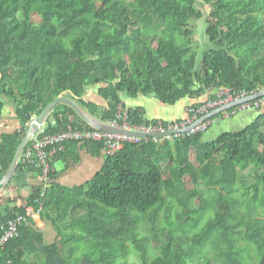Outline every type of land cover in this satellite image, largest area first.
Listing matches in <instances>:
<instances>
[{
	"label": "trees",
	"instance_id": "16d2710c",
	"mask_svg": "<svg viewBox=\"0 0 264 264\" xmlns=\"http://www.w3.org/2000/svg\"><path fill=\"white\" fill-rule=\"evenodd\" d=\"M263 17L264 0H0L1 90L17 105L21 125L0 137V181L27 124L60 95L109 122L124 107L122 93L154 95L175 106L222 88L250 95L264 90ZM194 20L206 23L209 49L200 48ZM93 85L105 107L85 100ZM4 108L0 98V125ZM127 111L132 126L162 121H147L141 108ZM66 129L93 127L62 104L50 115L47 134ZM206 133L127 144L107 155L101 173L85 187L53 183L43 196L41 185L20 204L2 197L0 237L4 224L40 200L42 218L58 238L46 244L35 220L26 218L19 237L0 249V264H121L132 247L139 264H264V113L246 129L212 142L204 141ZM78 144L69 142L65 149ZM84 145L105 153L102 143ZM49 153L57 160L66 151ZM171 169L175 186L167 192ZM247 169L254 184L242 176ZM29 172L38 173L20 162L17 175ZM195 200L200 208L194 209ZM174 202L181 207L176 214ZM195 230V236H185ZM151 236L161 243L155 257Z\"/></svg>",
	"mask_w": 264,
	"mask_h": 264
},
{
	"label": "built area",
	"instance_id": "2783aa9c",
	"mask_svg": "<svg viewBox=\"0 0 264 264\" xmlns=\"http://www.w3.org/2000/svg\"><path fill=\"white\" fill-rule=\"evenodd\" d=\"M250 96L252 95L248 94L247 92H237L230 88H222L217 91L216 97L214 99L203 103L199 107H190L189 117L186 120L169 122L168 125L165 122L161 121L158 124L148 126H132L128 123L129 113L124 107L120 108V111L114 120L106 122L110 126L116 128L136 132H145L150 134L178 132L176 135H171L165 138L133 137L123 134L109 133L95 128L88 130L66 129L58 133L47 134V120L33 135L28 147L21 155L20 162L26 165H30L38 171V177L42 182V195L44 196V193L46 192L52 181L53 170L51 167V154L49 153L51 149H55L58 152L63 153L65 151L66 144L69 142H77L81 144L102 143L105 147L106 154L112 155L122 151L127 144H140L144 141L149 140H155L157 143H161L165 140H175L176 138L181 137H192L199 133L208 132L211 127L217 123L218 120L214 121L213 117L201 122L199 125H196L198 122L205 119L207 116L217 111L218 109H222L231 104L246 100ZM263 104L264 101L255 100L252 102H246L239 106V111L250 110L253 108L260 109ZM239 111L227 113L226 116L233 117ZM36 117H33L32 121L27 124L29 128L31 127ZM52 124L55 126L57 125V122L52 121ZM35 204L37 205V207L36 205L27 207L25 216H19L18 218L10 220L3 225V234L0 237V249H3L9 241L19 237L20 227L26 218L35 219L41 217L43 202L37 200Z\"/></svg>",
	"mask_w": 264,
	"mask_h": 264
},
{
	"label": "crops",
	"instance_id": "0c3cea01",
	"mask_svg": "<svg viewBox=\"0 0 264 264\" xmlns=\"http://www.w3.org/2000/svg\"><path fill=\"white\" fill-rule=\"evenodd\" d=\"M99 86H89L87 88L85 100L90 103L97 104L105 107L106 102L98 94ZM217 94V91L209 92L198 99H186L175 106L165 105L156 99L154 95L145 96L139 95L137 97H131L127 93L121 94L122 103L126 110H134L141 108L144 111V116L147 121L162 120V121H180L187 119L189 114L188 110L190 107L197 104H203L209 101ZM1 100L5 102V108L3 113V119L0 125V137L4 134H12L16 131L21 130L20 122L17 118V105L8 98L0 96ZM262 113H264V105L261 111L257 109H250L239 111L235 116L221 118L216 124L210 129L216 128L217 139L230 132L229 130L242 131L250 126ZM209 130V131H210ZM208 131V132H209ZM233 131V132H238ZM207 132V133H208ZM205 134V137L207 135ZM204 141L207 142L205 140ZM63 157L57 158V160L51 158L52 170L55 175L53 183L60 185L67 189H76L79 187H85L91 182L101 171L105 165L107 154H94L93 150L84 144H78L75 147H68ZM64 151V152H65ZM62 162L63 168L58 170L56 165ZM12 183V190H1L0 189V202L2 197L6 198H18L27 199L35 188L40 187L42 182L35 172H29L25 174H15ZM50 186V185H49ZM6 207H0V218L4 216ZM41 232L45 236L46 244H53L58 238L57 235L47 231L46 227L49 224L48 221L43 220L42 215L39 218L34 219ZM53 237L55 241L48 242V238Z\"/></svg>",
	"mask_w": 264,
	"mask_h": 264
},
{
	"label": "water",
	"instance_id": "95a60500",
	"mask_svg": "<svg viewBox=\"0 0 264 264\" xmlns=\"http://www.w3.org/2000/svg\"><path fill=\"white\" fill-rule=\"evenodd\" d=\"M262 98H264V90L250 96L246 100H242L240 102L231 104L229 106H226L225 108H222L220 110L213 112L212 114L207 116L205 119L198 122L196 125H199L201 122L205 120L216 117L223 112L230 111L231 109L238 107L246 102H252L255 100L262 99ZM62 104L71 107L78 114V116L82 118L86 123H88L93 128L101 130V131L115 133V134H123V135H128V136H133V137H144V138H149V137L165 138L171 135H176L178 133V132H168L165 134H150V133H145V132H136V131H129L125 129L116 128V127L110 126L106 122L88 113L84 108H82L78 104V102L75 99L64 96V95H60L56 100L50 103L40 115L36 117L31 127L28 129L22 143L17 149L15 158L11 166L9 167L8 171L6 172L2 180L0 181V189L2 191L6 189V186L13 180L15 174L17 173L21 155L24 152V150L28 147L33 135L37 132L40 126L43 125L49 119L50 115L53 113L55 108L58 105H62ZM190 129H193V128H190Z\"/></svg>",
	"mask_w": 264,
	"mask_h": 264
},
{
	"label": "rangeland",
	"instance_id": "374dc122",
	"mask_svg": "<svg viewBox=\"0 0 264 264\" xmlns=\"http://www.w3.org/2000/svg\"><path fill=\"white\" fill-rule=\"evenodd\" d=\"M41 20H42V18L40 17V16H35L34 17V21L35 22H41ZM262 21L264 22V17L262 18ZM192 27L195 29V31H196V34H197V40L198 41H200V48H202V49H209L212 45L210 44V42L208 41V37L206 36V34H205V31H206V29H207V25H206V23H204V22H202V21H196V20H194V21H192ZM0 96H2V97H4L5 98V95L2 93V90H1V83H0ZM264 105V104H263ZM190 109V108H189ZM218 110H220V109H218ZM227 112V111H226ZM188 114H189V110H188ZM184 120H186V119H184ZM180 121H183V120H180ZM178 122V121H177ZM216 128L217 127H214V129H212V130H210L208 133H207V135H206V137H205V140L207 141V142H212V141H214V140H216L217 139V137L218 136H216L217 135V132L215 131L216 130ZM238 130H241V129H238ZM238 130H233V131H238ZM230 132H233L232 130H229ZM193 160H196V156H194L193 157ZM250 166V165H249ZM252 166V165H251ZM251 166L249 167V168H251ZM56 168H58V170H61L62 168H63V163L62 162H59L57 165H56ZM173 170L174 169H171V172H170V174H167V176H166V181H167V183H168V189H167V192H170L171 191V188L169 187V186H171V185H173L174 184V186H175V182L173 181ZM250 173H251V169H247L244 173H243V177H244V179H246V181H249L251 184H254L255 183V181L253 180V178L251 177V175H250ZM188 182V188H190V189H192V188H194V185H193V183L190 181V180H188L187 181ZM173 186V187H174ZM244 193H245V189H243L242 190ZM242 192V193H243ZM241 193V194H242ZM251 195L252 194H254L253 193V188H252V190H251ZM243 195V194H242ZM241 195V196H242ZM210 199H211V197H209ZM243 198V197H242ZM194 209H196V208H200V206H201V202L199 201V200H195L194 201ZM174 206H175V214L181 209V207H180V205L177 203V202H174ZM173 221H177V218H176V216H174L173 217V219H172ZM205 223H206V220H204L203 221V223H202V226H204L205 225ZM162 225L164 226V227H166V221L163 219L162 220ZM46 230L48 231H51V233L53 234V236L54 235H57L58 233H57V231L55 230V228L52 226V224L51 223H49V224H47V227H46ZM198 232H199V230H195L194 232H187V235H185V236H187V237H193V236H195L196 234H198ZM165 235H168V231H166L165 233H164ZM143 236L144 237H146V238H150V235L148 234V233H144L143 234ZM55 239V238H54ZM53 239V237H50V238H48L47 240H48V242H50V241H55ZM161 246V243H159V242H157L155 239H154V237H152L151 236V243L149 244V247H150V250H151V255L153 256V257H155L157 254H159V247ZM253 255L255 256V254L253 253ZM139 263H141V258H140V255H139V253L135 250V248H131V254H130V256L128 257V259H125V260H123L122 262H121V264H139Z\"/></svg>",
	"mask_w": 264,
	"mask_h": 264
}]
</instances>
